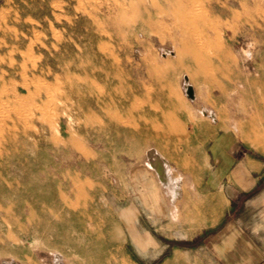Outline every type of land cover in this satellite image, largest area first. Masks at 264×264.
Instances as JSON below:
<instances>
[{
	"label": "rangeland",
	"instance_id": "1",
	"mask_svg": "<svg viewBox=\"0 0 264 264\" xmlns=\"http://www.w3.org/2000/svg\"><path fill=\"white\" fill-rule=\"evenodd\" d=\"M77 1L0 0V264H227L191 210L214 140L264 160V0ZM230 218L249 238L264 200Z\"/></svg>",
	"mask_w": 264,
	"mask_h": 264
},
{
	"label": "crops",
	"instance_id": "2",
	"mask_svg": "<svg viewBox=\"0 0 264 264\" xmlns=\"http://www.w3.org/2000/svg\"><path fill=\"white\" fill-rule=\"evenodd\" d=\"M214 142L215 140L209 146L212 167L203 180V193L196 196L199 208L191 210L192 220L202 223L195 228V232L213 228L224 220L221 229L216 233L215 240V246L223 260L227 264H264V230L252 233L247 238L238 231L235 219H226L229 209L236 205L246 206L249 203L258 205L264 200V160L258 156L255 160L246 152L234 156V146L228 145L229 139L227 143L224 139L218 140L220 144L215 146L216 153L213 154L211 148ZM202 169L208 171L206 168ZM226 190H229L228 196L225 194ZM206 194H222L227 200L208 201L213 198L205 197ZM242 195L245 197L244 201L236 200ZM149 239L155 241L152 235ZM231 247H234L236 252L232 251ZM236 253H238L237 263L234 258ZM250 255H253V260Z\"/></svg>",
	"mask_w": 264,
	"mask_h": 264
},
{
	"label": "bare ground",
	"instance_id": "3",
	"mask_svg": "<svg viewBox=\"0 0 264 264\" xmlns=\"http://www.w3.org/2000/svg\"><path fill=\"white\" fill-rule=\"evenodd\" d=\"M80 1V0H79ZM79 1H77V3L79 2ZM175 1H177V0H175ZM174 3V2H173ZM177 3V2H176ZM188 3H189V0H178V10H179V12H181V13H183L184 15H183V17L185 18V17H187V16H185L187 13H185L186 11H187V5H188ZM199 3V2H198ZM12 4H13V0H3V2H2V4H1V6H5V7H7V9L9 8V9H11V6H12ZM52 4V3H51ZM195 5V4H194ZM200 5V4H199ZM78 7H80L79 5H78ZM177 7V6H176ZM196 7V6H195ZM192 8H190V10H191ZM195 9V8H194ZM198 9V8H197ZM194 11H197V10H194ZM194 11H191V16H195V15H193V12ZM190 12V11H189ZM189 12H188V14H189ZM194 13H196V12H194ZM1 14V13H0ZM16 14V13H15ZM187 14V15H188ZM197 14V13H196ZM239 14V13H238ZM9 16L11 15H13V13H9L8 14ZM17 15V14H16ZM180 15V14H179ZM182 15V14H181ZM199 15V14H198ZM18 16V15H17ZM201 16V15H200ZM190 16H188V18H189ZM198 17V16H197ZM196 17V18H197ZM181 18V17H180ZM4 19V18H3ZM182 19V18H181ZM186 19V18H185ZM192 19V21H194L195 19H193V18H191ZM191 19H189V21L191 20ZM28 20V19H27ZM184 20V19H183ZM182 20V23L184 22ZM181 21V20H180ZM186 21V20H185ZM188 21V20H187ZM188 21V22H189ZM5 22V21H4ZM50 22V21H49ZM186 23V22H185ZM192 23H195V22H192ZM205 23V22H204ZM50 25H51V23H50ZM185 25V24H184ZM193 25V24H192ZM211 25V24H210ZM183 26V25H182ZM189 26H190V24H189ZM32 27V26H31ZM185 27V29L187 28V29H189V27H186V26H184ZM193 27V26H192ZM191 27V28H192ZM14 28V27H13ZM9 29H10V27H9ZM14 29H16V28H14ZM186 29V30H187ZM5 30V29H4ZM13 30V29H12ZM35 30V29H34ZM53 30V29H52ZM185 30V31H186ZM191 31L192 32H194L195 31V29L193 28V29H191ZM197 31V30H196ZM195 31V32H196ZM10 32V31H9ZM11 33V32H10ZM16 33V32H15ZM40 33V32H39ZM200 33V32H199ZM57 34V33H56ZM189 34H191V33H189ZM37 36V35H36ZM61 36V35H60ZM58 37V36H57ZM194 38L195 37H197L196 35H194L193 36ZM35 38V37H34ZM198 38V37H197ZM200 39H201V37H200ZM183 41H185L186 42V39L184 40V39H182ZM32 41V40H31ZM56 41H57V39H56ZM191 41V40H190ZM196 41H200V43L199 42H196V43H199V44H201L202 42H201V40H199V39H196ZM184 42V43H185ZM188 42V41H187ZM183 43V42H182ZM29 44V43H28ZM186 44V43H185ZM192 45H195V44H193L192 43ZM198 45V44H197ZM1 46V45H0ZM4 46V45H3ZM15 46V45H14ZM52 46V45H51ZM187 46V45H186ZM191 46V45H190ZM44 47V46H43ZM192 47V46H191ZM188 48V47H187ZM192 48H195V47H192ZM199 48H200V46H199ZM189 49H191V48H189ZM193 50V49H192ZM196 50V49H195ZM195 50H193V51H195ZM198 50V49H197ZM196 50V51H197ZM200 50V49H199ZM202 50H204V49H202ZM190 51V50H189ZM182 52H184V51H182ZM187 52V51H186ZM213 52V51H212ZM10 53V52H9ZM22 53V52H21ZM33 53V52H32ZM185 53V52H184ZM184 53H182V54H184ZM190 53H192V52H190ZM197 53H198V51H197ZM181 54V55H182ZM194 54H196V52H194ZM190 55V54H189ZM191 55H193V54H191ZM208 55H209V53H208ZM210 55H211V53H210ZM196 56H198V55H196ZM195 57V56H194ZM181 58H182V56H181ZM200 58L202 59V55L200 54ZM180 59V58H179ZM183 59V58H182ZM200 60V59H199ZM203 60V59H202ZM199 62V61H198ZM202 62V64H203V61H201ZM197 63H196V60H195V65H196ZM201 64V63H200ZM210 64V63H209ZM23 66V65H22ZM200 66V65H199ZM206 67V64H204L203 66H202V68H200L201 70L203 69H205V67ZM208 66H210V65H208ZM207 66V67H208ZM211 67V66H210ZM23 68V67H22ZM209 69H210V71L212 70L211 68H207V71H209ZM157 70H158V72L159 73H163V72H166V71H168V70H170V69H168V68H165V67H158L157 68ZM202 70V71H203ZM206 70V69H205ZM218 70H219V67H218ZM228 70V69H227ZM207 71H206V73H207ZM213 71V70H212ZM229 71V70H228ZM200 72V71H199ZM203 73H205V71L203 72ZM202 73V75H204ZM205 73V75H207ZM211 73V75L212 76H215L214 74H212V72H210ZM214 73V72H213ZM201 74V73H200ZM95 86H97V85H95ZM188 86V84L187 83H185V85H184V87H185V89H186V87ZM97 88V87H96ZM192 88V87H191ZM101 89V88H100ZM259 93V92H258ZM187 95V94H186ZM194 95V91H193V89H192V95L190 96V97H192ZM188 97V96H187ZM110 99H111V97H110ZM135 99H137V98H135ZM137 100H139V99H137ZM110 106V105H109ZM103 108H105V110H107L106 109V107L104 106ZM133 108V107H132ZM110 114V113H109ZM107 115V114H106ZM118 117V116H117ZM98 118V117H97ZM65 120H66V122H67V124L70 126L71 124H73V115L71 114V113H66L65 114ZM119 121V120H118ZM121 122V121H120ZM122 124H124V123H122ZM131 126V125H130ZM71 127V126H70ZM74 130V129H73ZM72 131V130H71ZM71 133V132H70ZM72 139H73V137H72ZM148 152H147V154H148V157H149V167L150 168H152L154 171H155V173H156V175H157V177H158V179H159V181L162 183L161 185H164L165 187H166V189L168 190V194H169V199H170V201H172V204H173V202H175V201H177V200H179V199H181V197H182V195H181V193H182V188H181V177L179 176H176V177H174V178H172L170 175H169V169H168V165H167V161H166V159L161 155V153H159L158 151H156V150H154V149H150V150H147ZM132 176V175H131ZM164 190V189H163ZM163 193H164V191H163ZM167 194V193H166ZM150 198V197H149ZM208 201H213V199H209ZM171 204V205H172ZM174 206V205H173ZM175 209V208H174ZM173 213H174V211H173ZM179 258H180V255L177 253V252H175V253H173L172 255H171V257L169 258V261L171 262V263H177L178 261H179ZM10 264H15L14 262H11Z\"/></svg>",
	"mask_w": 264,
	"mask_h": 264
},
{
	"label": "water",
	"instance_id": "4",
	"mask_svg": "<svg viewBox=\"0 0 264 264\" xmlns=\"http://www.w3.org/2000/svg\"><path fill=\"white\" fill-rule=\"evenodd\" d=\"M185 93L187 94V96H191L192 95V88L191 86H187L185 89Z\"/></svg>",
	"mask_w": 264,
	"mask_h": 264
}]
</instances>
